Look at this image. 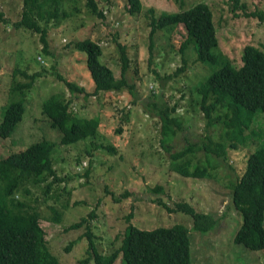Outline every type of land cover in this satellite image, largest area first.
Returning a JSON list of instances; mask_svg holds the SVG:
<instances>
[{"label":"rangeland","instance_id":"374dc122","mask_svg":"<svg viewBox=\"0 0 264 264\" xmlns=\"http://www.w3.org/2000/svg\"><path fill=\"white\" fill-rule=\"evenodd\" d=\"M97 1L105 18L91 15L85 0H68L62 4L65 16L37 19L48 29L49 53H46L38 33L14 25L20 18L22 0H0V115L4 103L7 102L3 107L17 100L12 96L11 85L13 71L19 64L24 68L31 65L28 73L41 75L36 82L38 90H33L27 99L28 116L22 117L9 137L0 138V158L38 141L42 135L53 140L60 137L57 128L40 119V103L55 92L67 96V89L56 73L83 85L87 91L92 90L85 54L73 46L84 38H90L103 48L99 60L109 65L116 75L123 48L130 59L126 78L138 98L137 103L132 104L128 89L101 93L95 98L83 99L79 95L72 102L75 107L72 111L80 116H98L101 122L95 135L72 144H58L59 152L51 156L56 173L67 178L60 183V188L65 187L70 194L57 197L56 183L52 185L55 191L48 193L47 182L52 177L42 174L18 180L14 190L0 197V201L14 213L38 210V224L45 232L48 249L64 264H93L91 261L81 263L87 257L84 228L66 230L69 223L85 217L94 208L95 217L90 220L93 240L98 251L108 254L121 244L125 216L131 207L132 222L140 227L184 224L189 230L190 255L195 264H264V248L248 250L232 240L242 215L233 206L228 186L231 180L242 175L250 151L264 144V113L258 112L246 129L249 136L246 146L228 149L226 159L220 162L222 166L212 178L202 182L183 178L169 164V153L161 144V121L151 110V103L178 105L182 126L173 141L172 151L188 143H201L207 125L194 105V92H190L188 86L202 81L220 63L210 65L195 61L192 42L185 50L184 70L168 78L182 66L179 47L185 40V32L181 27L157 33L153 60L149 63L150 9L158 16L205 3L212 11L216 28L214 52L221 60L226 57L233 65L240 66L244 46L264 51V19L245 15V12L264 10V0H239L240 4L244 3V10L235 11L231 10L233 0H141L142 10L135 14L127 12V0ZM15 78L25 81L19 73ZM220 129L218 123L209 128L215 138ZM106 147L114 148L115 152ZM81 166L84 168L77 172ZM3 184L0 179V188ZM158 186L163 190L157 191ZM106 189L115 196L123 192H127V196L115 201ZM160 198L171 207L178 201L190 203L196 211L211 214L216 222L207 232L196 231L191 216L183 211H169L158 204ZM69 244L70 249L66 250ZM113 264H121L120 259Z\"/></svg>","mask_w":264,"mask_h":264},{"label":"trees","instance_id":"16d2710c","mask_svg":"<svg viewBox=\"0 0 264 264\" xmlns=\"http://www.w3.org/2000/svg\"><path fill=\"white\" fill-rule=\"evenodd\" d=\"M68 0H22L20 18L14 22L16 27H25L40 35L42 50L49 53L48 29L41 26L37 19L45 17L65 16L62 4ZM141 0H127L126 10L130 14L141 12ZM87 11L98 18H105V12L97 0H85ZM48 8H51L49 10ZM244 10V3L233 0L231 10ZM152 14L149 33L150 57L155 51L156 35L159 31L181 27L185 32V40L179 47L182 66L169 75L172 79L178 76L185 68V50L195 48V61L219 66L205 76L197 84L188 86L194 92L193 102L205 118L206 131L201 143H188L184 148L172 151V144L181 128V119L177 113L178 105L165 103L162 106L151 103V110L160 118L161 144L169 153L171 168L183 178L189 177L202 180L212 178L226 159L228 149H237L246 146V129L256 118L258 112L264 113V51L250 45L244 46L241 55L242 64L233 65L226 57L221 60L220 55L214 52L217 46L216 28L213 25L212 11L205 3H196L188 9L175 13ZM245 15L264 19V10L245 12ZM73 46L85 54V67L89 72L91 91L74 82L60 73H56L67 89V96L58 92L53 93L40 103L41 120L57 128L61 135L56 140L48 139L45 135L25 148L11 151L8 156L0 158V179L5 182L0 188V197H6L14 190L18 180L25 176L37 178L48 174L52 179L47 182V192L55 191L52 185L56 183V196L70 194L60 183L66 177L59 176L53 168V152H59L58 144H72L86 137L95 135L98 116H80L75 110L73 101L80 95L83 99L95 98L101 93H114L128 89L132 104L138 98L134 87L126 78L130 59L123 50L120 55L119 73L107 64L102 63L99 57L103 55V48L98 43L84 38L75 42ZM188 46V47H187ZM40 57V55H39ZM19 64L13 71L11 93L17 100L11 101L5 107L2 105L0 115V138L9 137L15 126H18L22 117L28 116L29 94L37 89V78L41 75L28 73L26 68ZM21 68V69H19ZM19 73L25 81L15 78ZM159 75V74H158ZM160 76V75H159ZM38 90V89H37ZM219 124L221 129L217 137L209 128ZM41 129V126H39ZM121 128L118 127L117 131ZM102 146V145H98ZM111 152L114 148L106 147ZM201 154V156H198ZM84 167L77 169L80 172ZM36 180V179H34ZM233 206L242 215L240 225L233 232L232 240L236 244H243L248 250L264 248V144L254 148L247 156L242 175L228 184ZM157 191L163 188L158 186ZM107 194L115 201H121L127 196L123 192L117 196L113 191L106 189ZM51 195V194H50ZM159 205L171 212L183 211L192 218V227L199 232H207L216 222L211 214L196 211L190 203L175 202V207L168 206L161 198ZM20 206V205H19ZM95 217V209H91L85 217L69 223L65 228H84L83 236L87 240V257L81 263L113 264L120 259L121 264H195L190 255V234L182 223L173 225H157L151 228L140 227L132 222V207L125 216L126 225L123 230L121 244L110 253L105 254L97 250L93 240L90 220ZM57 220V218H55ZM40 213L32 210L26 214L14 213L4 202L0 201V264H64L48 249L45 232L38 224ZM70 249V244L66 250Z\"/></svg>","mask_w":264,"mask_h":264}]
</instances>
